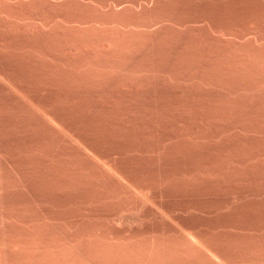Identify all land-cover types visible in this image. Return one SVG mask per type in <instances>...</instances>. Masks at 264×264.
<instances>
[{"label":"rangeland","instance_id":"obj_1","mask_svg":"<svg viewBox=\"0 0 264 264\" xmlns=\"http://www.w3.org/2000/svg\"><path fill=\"white\" fill-rule=\"evenodd\" d=\"M0 259L264 264V0H0Z\"/></svg>","mask_w":264,"mask_h":264},{"label":"bare ground","instance_id":"obj_2","mask_svg":"<svg viewBox=\"0 0 264 264\" xmlns=\"http://www.w3.org/2000/svg\"><path fill=\"white\" fill-rule=\"evenodd\" d=\"M136 193V192H135ZM138 195H139V193H137ZM142 196V195H141ZM144 197V196H143ZM144 200H146L145 198H144ZM190 239V238H189ZM10 246V245H9ZM93 246V245H92ZM193 246V245H192ZM202 249H204L205 250V247L204 248H202ZM197 250V249H196ZM206 251H208V250H206ZM204 252V251H203ZM97 253V252H96ZM36 257V256H35ZM64 259V258H63ZM0 260H3V259H0ZM89 260V259H88ZM96 261V260H95ZM142 261H144V260H142ZM55 262V261H54ZM1 263V262H0ZM63 263V262H62ZM66 263V262H65ZM111 264V263H110Z\"/></svg>","mask_w":264,"mask_h":264}]
</instances>
